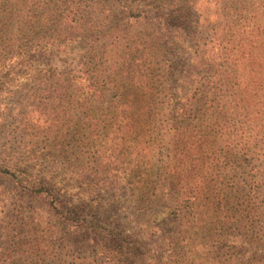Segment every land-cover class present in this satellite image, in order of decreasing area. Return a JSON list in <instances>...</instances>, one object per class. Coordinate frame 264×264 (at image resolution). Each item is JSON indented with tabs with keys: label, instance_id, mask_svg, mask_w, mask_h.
Segmentation results:
<instances>
[{
	"label": "trees",
	"instance_id": "16d2710c",
	"mask_svg": "<svg viewBox=\"0 0 264 264\" xmlns=\"http://www.w3.org/2000/svg\"><path fill=\"white\" fill-rule=\"evenodd\" d=\"M25 162L118 180L138 222L69 206ZM0 175L67 231L32 244L0 220V264H264V0H0ZM74 233L95 250L68 262Z\"/></svg>",
	"mask_w": 264,
	"mask_h": 264
},
{
	"label": "rangeland",
	"instance_id": "374dc122",
	"mask_svg": "<svg viewBox=\"0 0 264 264\" xmlns=\"http://www.w3.org/2000/svg\"><path fill=\"white\" fill-rule=\"evenodd\" d=\"M177 46L181 57H189L192 53V48L184 40L178 41ZM24 164L30 165V172L41 174L44 180L39 181L45 183L46 188H50L51 191L56 189L62 200L69 206L78 207V210H83V213L89 216H95L101 222L119 219L125 228H130L138 222L133 221L132 211L135 208L129 199L128 190L121 189L123 186L119 189L113 184L115 181L119 182L118 180H79L72 177V173L66 167L47 169L35 162ZM0 195L2 196L0 197V220H4L5 223L8 222L7 220L9 222L13 220L16 228L28 231L32 244H39L42 237L47 238L48 231L58 225L57 242L63 243L64 238L61 236L64 235L66 229L59 224L57 217L51 216L48 209L51 198L41 191V186L35 187L33 192L24 191L14 179L0 175ZM13 201H17L16 208L11 205ZM166 212L167 209L164 207L155 215H151L150 231L157 228L165 218ZM148 216L144 215L142 218L146 220ZM24 217L27 226L21 223ZM139 234L144 233L141 231ZM73 238L65 240L77 249L74 256L67 259L68 262L78 261L95 250L89 249V243L83 239L81 234L76 236L74 233ZM44 244L41 243V245Z\"/></svg>",
	"mask_w": 264,
	"mask_h": 264
}]
</instances>
